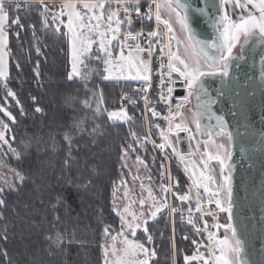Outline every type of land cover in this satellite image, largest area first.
Masks as SVG:
<instances>
[{
    "label": "snow or ice",
    "instance_id": "obj_1",
    "mask_svg": "<svg viewBox=\"0 0 264 264\" xmlns=\"http://www.w3.org/2000/svg\"><path fill=\"white\" fill-rule=\"evenodd\" d=\"M11 2L12 0H0V80L4 81L7 80L6 57L8 56L6 51L8 32L5 26L14 24L23 27L18 17L9 20V13L5 5ZM39 3L42 8L40 15L43 18V26L49 27L50 16L51 23L56 25L54 31L68 39L72 65L68 78L80 77L87 80V74L81 73L79 66L84 65L86 60L99 61L105 66L106 75L103 78L106 80L123 78L142 82L138 91L145 94L141 99L145 101L146 111L151 112L153 117L159 116L160 113L155 110L154 105L148 99L147 92L151 87L153 75L151 58L156 49H159L160 69L157 71L160 75L162 88L167 87L168 93H171L172 88L165 85L164 78L167 76L171 80L173 74H176L182 78L188 90V96L184 98V102L190 103L189 97L196 102L195 110L192 111V124L195 125V133L184 121L183 113L180 111L183 105H177L175 111L169 108V114L163 117L168 121V129L167 131L160 130L161 143L157 144L155 141H151L154 148L161 150L171 148L175 153L177 151L175 143L170 139V134L173 131L177 133V141L179 132L188 133L189 141L195 140L197 135L205 137L203 140H196L195 150L192 153H199L198 173L192 170L197 167V163L190 157L179 154V159L185 162V170L191 171L192 183L196 188L194 195H190L191 187L184 194L173 192V188H178L179 181L173 182L170 177L167 184L159 185L156 194L151 186L146 188L143 182L140 184V193L136 194L134 189H130L127 183L122 180L120 183L123 185V191L120 199L127 203L117 209L115 201L118 189L114 183V211H117L121 223L120 231L115 234H113L111 226H105L103 229L102 236L105 243L101 247L104 264H151L156 252L146 246V243L150 245L153 241V236L148 233V221L155 220L158 214L169 208L167 203L169 193L188 205L195 201L194 209L191 206L186 209L171 207L170 213L175 214L179 211L182 220L185 210L189 213H193V211L201 213V218L203 215H210L215 219L217 213L208 210L202 211L204 203H214L219 213L227 214L228 222L226 224L213 223L209 225L205 221L203 229L196 227L193 217L189 216L188 223L193 224L198 235L203 232L207 233V243L203 244L207 256L205 252L199 251L202 242L198 243L193 240L192 243L196 245L197 251L192 256H184L185 264H192L193 261H199L201 264H255L250 259L247 239L242 236L233 223L236 206L233 188V173L236 164L233 161V148L236 137L241 134L239 131L234 133L230 130L224 116L217 115L212 106L219 102L220 97L229 94L234 80L230 74L233 64L243 61L249 48L259 47L264 51V0H204L203 7L194 6L193 0H145L147 7L143 12L141 0H63L59 5V11H52L51 8L55 5L49 6L44 3V0H39ZM133 13L141 21L154 19L157 27L147 33L143 29L136 32L131 31ZM196 16L203 17L211 27L213 35L210 39L199 38L193 29V19ZM64 17L66 20L63 19ZM161 24L166 29V37L160 35ZM174 24L179 26L182 36H178ZM61 26L66 31H62ZM32 27L35 28V26ZM17 35L19 34L17 33ZM141 36H144L145 39L144 46L138 42ZM238 46L240 54L234 55L233 50ZM144 54H147V59ZM165 56L167 57L166 62L163 59ZM260 63L262 72L259 86L264 87V56H261ZM162 69H167V71H161ZM36 75H39L38 70H36ZM206 78L220 79L222 88L216 97L209 93L206 87ZM4 88L8 96H15V93L8 89L7 83H4ZM236 95L239 96V93ZM93 96L95 97L96 94L93 93ZM102 99L101 96L97 102V113L101 111L100 102ZM121 99L136 103L126 93L122 95ZM170 99V96H165L161 91V101L169 102ZM84 104L87 107L91 106L88 100H85ZM35 110L42 111L39 107ZM21 111L23 110L21 109ZM0 112H3L14 122L15 118L3 106H0ZM232 115L235 116L236 113L233 112ZM108 118L125 122L132 119L123 106L120 111L108 112ZM177 118L180 119L179 123L176 122ZM205 119L209 123H203ZM213 120L215 123H211ZM77 127L79 128V125ZM155 127L159 129L160 125L156 124ZM8 131H10L9 125L0 119V147L7 145L8 151L18 158L19 154L6 139ZM150 134L149 130V136ZM130 135L137 143L140 142V137L135 131L130 132ZM149 136L143 137V140L148 141ZM64 139L68 142V155L71 157V134L65 133ZM261 143L264 144V139L261 140ZM129 150L135 151L132 144L122 148L124 156L128 155ZM244 154L245 149L242 146L241 156L243 157ZM124 156L121 159H124ZM136 162L147 169V164L139 155L136 156ZM189 165L192 167L190 168ZM160 168L163 180L165 178L163 163ZM10 171L15 173L17 179L23 181V176L18 171L15 169H10ZM133 179L135 181L139 177L136 176ZM148 180L151 181L150 176ZM4 184L12 187V184L6 179ZM3 191L4 187H0V194ZM145 191L147 192L146 197ZM4 204L5 200L0 198V206ZM133 205L137 206L135 210H133ZM141 228L146 234V243L135 239L137 230ZM210 228L216 229V231H211ZM220 229H223L222 236L218 235ZM130 237L133 238L130 239ZM61 241L62 236L57 232L53 243L59 245Z\"/></svg>",
    "mask_w": 264,
    "mask_h": 264
},
{
    "label": "trees",
    "instance_id": "obj_2",
    "mask_svg": "<svg viewBox=\"0 0 264 264\" xmlns=\"http://www.w3.org/2000/svg\"><path fill=\"white\" fill-rule=\"evenodd\" d=\"M151 22V29H140L152 30L155 25ZM27 31L32 32L28 27L24 32ZM30 45L27 43L26 50L31 49ZM41 48V55L33 48L30 53L33 57L19 54L29 62L23 74L12 64L7 80H0V86L6 82L15 89L17 97L11 101L21 102L25 111L21 114L16 110L13 134L17 142L13 145L20 155L10 160L23 181L4 187L0 194L5 200L0 206V264H104L103 229L119 223L111 192L119 178L122 148L133 143L130 132L146 135V122L138 116L134 118L130 106L132 119L127 122L107 117V123L99 126L93 120L83 121L84 110L81 105L76 108L71 96L87 92L82 81L68 78L69 48L64 42ZM87 62L85 71L90 85L103 92L107 112L122 106L121 97L125 93L143 104L144 93L138 91L142 82L106 80L101 62L93 59ZM91 66L97 68L93 73L89 72ZM151 98H155L154 93ZM37 107L42 111L37 112ZM150 119L156 122L152 114ZM75 120H81L79 128ZM65 133L72 136L71 157ZM176 179L185 182L186 178L174 173ZM159 228L162 227L158 225L155 238L161 245L165 242V231ZM57 232L62 236L59 245L53 243ZM161 251L160 248L158 252ZM159 263L158 259L155 264Z\"/></svg>",
    "mask_w": 264,
    "mask_h": 264
},
{
    "label": "rangeland",
    "instance_id": "obj_3",
    "mask_svg": "<svg viewBox=\"0 0 264 264\" xmlns=\"http://www.w3.org/2000/svg\"><path fill=\"white\" fill-rule=\"evenodd\" d=\"M16 1H19V2H16ZM62 2H63V0H44V3L48 4L49 6L55 5V7L51 8L52 11H59L60 10L59 5ZM143 3H145V2L141 0L142 12L144 10H146V7H147L146 3H145V5H143ZM17 4L20 5L19 8L17 7ZM5 7L9 13V20H13V19H16L18 17L20 20V24L23 25V27H18L14 24L13 25L6 24V26H5L6 30L8 32V44H7V48H6V51L8 52V56L6 57V59H7V66L8 65L9 66L7 67V76L10 75V71L12 69V64H14V67H17L19 73H22V74L24 73L25 67L26 68L28 67V63H29L28 60L24 59L23 57L21 59L19 57L20 53L24 54V55H29V57H33V56H30L31 49L33 48L34 52L41 55L42 45H47V44L49 45L50 43L55 44L58 42H64L65 47L67 49L69 48L67 37L60 34V33H57L56 31H54L56 25H53L51 23L50 16H49V27L45 28L43 26V18L40 15L42 8H41V5L39 3V0H27V1L12 0L11 3H6ZM229 11H231V10L229 9ZM35 14H37V17H34ZM63 19L66 20V17H64ZM137 20H138V23H137ZM151 21H154V25L156 24L154 19H152V20L144 19L143 21H141L140 19H137L135 16V13H133L132 26H133V23L135 22L134 25L138 26V27H135L136 31H140L141 30L140 28H142V27L146 28L144 30L151 29V27H152V26H150V23H152ZM32 26H35V28L33 29ZM132 26H131L130 30H132ZM27 27L32 32H30V31L24 32ZM174 27L176 29L178 36H182L183 34L180 33L179 26L174 24ZM61 29H62V31H66V29L63 28V26H61ZM17 33L19 35H17ZM121 39H123V36H121ZM138 42L142 46H144V44H145L144 37L141 36L139 38ZM27 43L31 44L30 45L31 49L29 51L26 50ZM37 49H39V51H37ZM233 51H234V54L238 53L240 51L239 46L236 49H234ZM144 56L146 59L148 58L147 54H144ZM87 61L88 60L85 61L84 65L79 66V70L81 71V73L87 74V76H88V71H85V68L87 67V63H88ZM70 65H71V57H70ZM103 67H105V66L103 65ZM71 70H72V65H71ZM96 70H97V68L95 66L89 67L90 73H93ZM105 75H106V73H105ZM122 79H119V80H122ZM70 80L74 81V82L82 81V83L84 85L83 89L87 92V94H84V95L76 94V95H72L73 97L71 96V98H73L75 103H76V108L79 105H81L83 110H84V117L82 118V119H84L83 121L87 120V121H90L92 123V120H93V121H96L98 125L102 124V126H104L105 122L107 123L108 112H107L103 92L101 90L95 89L94 87H92L90 85L91 79L89 77L87 78V80L81 79L80 77H73ZM108 80H117V79L113 78V79H108ZM123 80H128V79H123ZM129 81H133V80H129ZM4 83H6V82H3L2 85L0 86V90L3 92V93H0V106H3L8 112H10L12 117L15 118V120L13 122L11 119H9L7 116H5L3 112H0V119H3L5 121V123H7L9 125L10 131H8L6 133V139H8L9 143L11 144V147L16 150V153H18L20 155L17 148L13 145L14 143L17 142V139L15 138V134H13V131H14V124H17L16 110H19L21 112V114H22V112L25 113V111L23 109L21 102L18 101L17 103H13L11 101V99L16 100L15 99L17 97L16 91L10 84L7 83L8 89H10L13 93H15L14 97L8 96L7 91L4 88ZM141 86L142 85H140V88H141ZM78 91L79 90H77V93H78ZM93 93L96 94L95 97L93 96ZM101 96L103 98L102 102H100L101 111L99 113H97V111H96L97 102L100 100ZM85 100H88L90 102V104H91L90 107L85 106V104H84ZM189 101L191 103V106H193V98L189 97ZM128 102L129 101L127 99L121 100V104H122L124 110L128 113V116L131 117V115L129 114L128 105H131L132 103H128ZM188 104L189 103L184 102V99L181 100V105H183V107L180 108V111L183 113V118H184L185 122H187L186 116L190 115L192 117V111H194L193 107H191V108L187 107ZM141 105L143 106V104H141ZM21 109L23 111H21ZM120 110H121V107H119L113 111H120ZM175 110L176 109H173V111H175ZM138 114L139 113L134 110V114H132V115L135 118L136 116H138ZM116 120L122 121L119 119H113V121H116ZM75 121H76V123H75ZM75 121L73 123H75L77 125H81V120H75ZM177 121L176 122L179 123L180 119L177 118ZM187 124H188V122H187ZM189 127L193 130V133H195V125L190 124ZM156 134H157V132H156ZM138 137H140L139 143H137L135 140H133V141L131 140V142H133L131 144L133 145V148H135V151L129 150L128 155L124 157L122 163L119 165V171H118L119 172V178L115 182V187L118 189L117 197H116V201H115L116 208L120 209V208H122L124 203H127V201H122L120 199V197L122 196V191H123V185H121V183H120L122 180L127 183L128 187L130 189H134L136 194H139L141 191V189H140L141 182L144 183L146 188L148 186H151L154 194H156L158 192V188H159V185L161 183L167 184L169 182V179H168V181H166V177H168V178L170 177L173 180V182L179 181V179L174 180V174H172V172L168 173L167 168L169 166L171 167L173 163H174V166L177 168V171H175L174 173L182 174L183 177L186 178L185 182L183 180L179 181L178 188H173V192H178V194H184V193H187L189 190V187H191L192 193H190V195H194L196 188H195V185L192 183L193 178L191 176V171H186L184 169L185 168V162H183V164H184V166H183L181 164L179 158L176 156V154L178 156H179V154H183V155L191 154L192 155L191 160L197 163V167L193 168L192 170L197 171V173H198L199 172L198 162H199V158H200L199 153H195V154H192V153H194V150H195L196 140H203V139H205V137H203L202 135H197L195 140L190 141L189 149H188V152H186V153H183L181 151V148H179L175 144L177 151L174 153L171 148H166V149L162 150V151H164L165 154L159 152L156 148H154V146L152 144H150L151 150L149 148V151H148L147 150L148 147H147V144L145 143L146 141L143 140V136H138ZM171 140H173L172 136H171ZM136 147H138L141 150V153L136 149ZM153 149L158 151V153L161 157V163H163L165 166V169H164L165 178L163 180L161 178V174H160L159 180L155 179L152 176L150 166L147 165V169H145V167L143 165H140L136 162V156L137 155H139L140 158L145 161V163H146L145 157H147L151 160L157 161V158L153 155ZM201 150H203V149H201ZM19 155H18V157H19ZM11 156H15V157H11ZM166 156L168 157V159ZM12 158L17 159V156L14 155L12 152L8 151L7 145H3L2 147H0V187H6L7 186L4 184L5 179L8 180L12 184V186L15 185L17 183V181H19V179L16 178L15 173L10 171V169H15L16 171H18L10 162V160ZM124 165H127V166L125 167ZM189 167L191 168L192 166L189 165ZM158 168L162 171V169L160 167H158ZM153 172L156 176H158L156 173V168H154ZM217 173H218V167H217ZM136 176H138L139 179H136L134 181L133 178ZM149 176L151 177V181L148 180ZM113 187H114V184H113ZM113 187H112V192H111V198H112L113 211H114ZM181 189L184 191L181 192L180 191ZM201 191H202V189H201ZM144 195H145V197L147 196L146 191L144 192ZM133 198H135V197H133ZM167 203L169 205L168 209H166L163 212H161L160 214H158L155 220L150 219L148 221V233L153 236L152 243L150 245L146 243V234L143 233L142 228L137 230V234L135 237V239H138L141 242H145L147 247L155 250L156 256L154 258H152L151 264H155L158 259L161 261V263H159V264H185L184 256L185 255L192 256L197 251L196 245L192 243L193 240H196L198 243L202 242V245L199 249V251H201V249L203 248V244L207 243V240H206L207 233L203 232L202 234L198 235L195 231L193 224L188 223L189 216L193 217L194 222H195V226L200 227L202 229H203V224L205 221H207V223L209 225H211L213 223L226 224L228 222L227 214L226 213H219L218 209H216L214 203L213 204L204 203L202 206V211L208 210V211H211L213 213H217V216L215 219L213 218V216H210V215H203L201 218V213H195L194 211H193V213H189L188 211H186V213L183 212V220L181 219V213L179 211H178V214L177 213H175V214L170 213L171 207L182 208V205H181L182 202L177 200L175 198V196L172 195V193H169L168 198H167ZM190 206L193 207V209H194L195 201H193ZM136 208H137V206L133 205V210H135ZM114 213L116 214L119 223H118V226L111 228L113 231V234L120 231V223H121L120 217H119V215H117V211H114ZM129 219H130V217H129ZM158 225L160 227H162L159 229H161V230L163 229L165 231V234H164L165 235V242L162 243L161 245L158 244V241L155 238L156 231L158 230ZM209 230L216 231V229H212V228H210ZM164 235H161V236L163 237ZM218 235H220V236L223 235V229L219 230ZM185 237H187V239H185ZM131 238H133V237H130V239ZM104 243H105V240L103 238L101 245ZM109 243H110V241H109ZM160 248L162 249L161 253L158 252L160 250ZM101 252H102V255L104 257L102 247H101ZM205 255L207 256V253H205ZM192 264H201V262L193 261Z\"/></svg>",
    "mask_w": 264,
    "mask_h": 264
},
{
    "label": "water",
    "instance_id": "obj_4",
    "mask_svg": "<svg viewBox=\"0 0 264 264\" xmlns=\"http://www.w3.org/2000/svg\"><path fill=\"white\" fill-rule=\"evenodd\" d=\"M194 6L203 7L204 0H193ZM193 29L201 39H210L211 27L203 17L193 19ZM235 53L234 55H239ZM261 56L264 51L259 47L249 48L243 61L233 64L230 74L234 77L229 94L219 98L212 106L217 115H223L228 127L234 133L239 131L233 148V188L236 199L233 223L244 238L255 264L264 262V87L261 82ZM238 65V66H237ZM176 97H185L184 82L177 81ZM209 93L216 97L222 88L219 78H206ZM239 93V96L236 95ZM235 102V106H234ZM193 99V106L195 105ZM236 115L233 116L232 113ZM203 123L209 121L205 119ZM215 123V121H211ZM183 135V134H182ZM245 154L241 156V147ZM188 144L182 141V151H188Z\"/></svg>",
    "mask_w": 264,
    "mask_h": 264
},
{
    "label": "flooded vegetation",
    "instance_id": "obj_5",
    "mask_svg": "<svg viewBox=\"0 0 264 264\" xmlns=\"http://www.w3.org/2000/svg\"><path fill=\"white\" fill-rule=\"evenodd\" d=\"M23 1H27V0H23ZM142 1H144L145 2V0H142ZM135 23V22H134ZM134 23H133V26H132V30L131 31H136V26L134 25ZM137 23H138V20H137ZM186 96H188V93L186 94ZM187 107L188 108H191V107H193L194 108V106H191V103H189L188 105H187ZM135 110V109H134ZM155 110L158 112V113H160V115L159 116H156L155 118H156V122H152L151 121V119H150V115H151V112H148V111H146V110H143V111H140V113L138 114V117H140V118H142V119H144L145 120V122H146V135H143V137H145V136H149V130L151 131V134H150V136H149V140L148 141H146L145 143L147 144V150L149 151V148H150V150H151V145L150 144H152L153 145V143L151 142V141H155V143H157V144H159V143H161L162 141H161V139H160V136H159V132H160V130L161 129H164L165 131H167V129H168V121H166L163 117H165V116H167L168 114H169V112H168V110L167 109H164L162 106H160V107H158V108H155ZM195 110V109H194ZM136 111V110H135ZM185 116V115H184ZM186 120H187V122H188V126L190 125V124H192V117L190 116V115H187L186 116ZM178 122V121H177ZM156 124H159L160 125V128L158 129V128H156L155 127V125ZM193 131V130H192ZM156 132H157V134H156ZM183 134V135H182ZM171 136H172V138H173V142L176 144V146H178L179 148H181V151H182V141L185 139L186 140V142H187V144H188V148H189V144H190V141H189V139H188V133H186V132H179L178 133V137H179V139H178V141H177V133L175 132V131H173L171 134H170V139H171ZM154 146V145H153ZM136 149L141 153V150L138 148V147H136ZM159 152H161V153H164V151H162L161 149H159V148H156ZM158 151H156V150H154L153 149V155L157 158V161H155V160H151V159H149V158H147V157H145V159H146V164L148 165V166H150V170H151V172H152V176L155 178V179H157V180H159L160 179V174H161V170L158 168V167H160V165H161V157H160V155H159V153H158ZM183 152V151H182ZM188 152V151H187ZM183 153H186V152H183ZM165 154V153H164ZM176 156L179 158V156L176 154ZM186 157H190V159H191V154H188V155H185ZM167 157V156H166ZM167 159H168V157H167ZM180 160V159H179ZM180 162H181V164L184 166V164H183V162L180 160ZM157 166V167H156ZM154 168H156V173H157V175L158 176H156L155 174H154V172H153V170H154ZM185 169V168H184ZM167 170H168V173H171L172 172V174H174V172L175 171H177V168L174 166V163L172 164V166L170 167H168L167 168ZM167 172V171H166ZM166 181H168V177H166ZM181 205H182V208H187V207H189L190 205H188L187 203H184V202H182L181 203ZM184 213H186V210L184 211ZM177 214H178V212H177ZM201 252H205V248L203 247L202 249H201ZM206 253V252H205Z\"/></svg>",
    "mask_w": 264,
    "mask_h": 264
},
{
    "label": "built area",
    "instance_id": "obj_6",
    "mask_svg": "<svg viewBox=\"0 0 264 264\" xmlns=\"http://www.w3.org/2000/svg\"><path fill=\"white\" fill-rule=\"evenodd\" d=\"M16 2H19V1H16ZM17 7L19 8L20 5L17 4ZM156 27H157V25L155 24L154 29ZM144 32L147 33L148 31H144ZM160 35L161 36H165V37L167 36L166 29L164 28L163 25H160ZM158 55H159V49L157 48L156 52L153 54V57L151 58L152 59L151 67L153 69V75H152V79H151V87L148 89L147 96H148V99L151 101L152 105H154L155 108H158V107L162 106L164 109H167L168 112H169V108H171L173 110V109L177 108V105H181V102H178L177 98L175 96V88H176L175 83L177 81H179V80H182V78H180L176 74H173L171 80H169L167 78V76H165L164 83L168 87L172 88V92L168 93L167 87H163L162 88V86L160 84V75H159V72L157 71L158 69H160V60L158 59ZM163 59H164L165 62L167 61V57L166 56ZM161 71L166 72L167 69H162ZM184 87L186 88V86H184ZM186 90H187V88H186ZM161 91H163L165 96H170L171 97L169 102H164V101L160 100ZM152 93L155 94V98H151ZM131 106L138 113H140V111L146 110L145 109V101L144 100H143V106L141 104H139V102H136L135 104L132 103Z\"/></svg>",
    "mask_w": 264,
    "mask_h": 264
},
{
    "label": "crops",
    "instance_id": "obj_7",
    "mask_svg": "<svg viewBox=\"0 0 264 264\" xmlns=\"http://www.w3.org/2000/svg\"><path fill=\"white\" fill-rule=\"evenodd\" d=\"M8 66H9V65H8ZM8 66H7V67H8Z\"/></svg>",
    "mask_w": 264,
    "mask_h": 264
}]
</instances>
